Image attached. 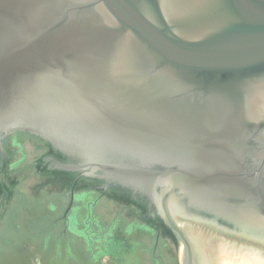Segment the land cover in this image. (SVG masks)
I'll return each instance as SVG.
<instances>
[{
	"label": "water",
	"instance_id": "1",
	"mask_svg": "<svg viewBox=\"0 0 264 264\" xmlns=\"http://www.w3.org/2000/svg\"><path fill=\"white\" fill-rule=\"evenodd\" d=\"M12 133L38 139L11 136L0 212L16 191L40 264H76L46 247L73 183L44 188L52 150L73 185L101 172L135 196L74 197L62 226L88 264H264V0H0Z\"/></svg>",
	"mask_w": 264,
	"mask_h": 264
},
{
	"label": "flooded vegetation",
	"instance_id": "2",
	"mask_svg": "<svg viewBox=\"0 0 264 264\" xmlns=\"http://www.w3.org/2000/svg\"><path fill=\"white\" fill-rule=\"evenodd\" d=\"M20 133H12L9 137L5 138L4 135L0 134V166L4 167L5 172L8 169V164L11 159L14 158L12 154L6 153V146L9 143L12 135H18ZM22 135V134H21ZM53 151V155H48L43 160V167L48 170L47 172L52 174L53 178L44 185V188L47 190H54V194L58 189L61 188L62 184L67 182V179L71 178L74 181L80 175L79 170H70L64 167L59 166V163H64L65 165L74 166L77 165L76 161H73L67 157H64L61 153ZM57 155H61L63 158L57 159ZM71 185L70 198L67 204V207L62 212L61 216H58V213L54 212L53 222L51 223L53 229L57 222L62 224L66 222L70 211L74 207V197L81 193L93 192L98 193L101 197L104 196H117L123 198H130L135 200V196L130 188H123L115 183L106 181L103 176V173L96 172L89 175H83L78 178L75 185ZM16 191H13V197L6 195L3 199L6 201L5 210L0 212V261L2 264H40L41 256V243H40V231L34 227V224H31V216L27 218V221L31 224L26 231L24 229L23 222L25 219L24 214L20 215L21 210H24V205L20 201L17 202L15 197ZM139 198V197H137ZM73 199V200H72ZM140 199V198H139ZM72 201V202H71ZM50 203L54 207L58 208V203L52 201ZM138 204V203H136ZM144 207L146 209V215L144 216L145 220H150L156 224L158 228L161 226H166L164 219L160 217L153 208H150L148 201L144 200ZM141 205V204H140ZM20 217V218H19ZM23 221V222H22ZM54 223V224H53ZM38 225V224H37ZM65 225L63 227V232L66 233ZM170 230V229H169ZM171 231V230H170ZM172 232V231H171ZM28 235L31 244H26L25 235ZM174 235V234H173ZM175 236V235H174ZM48 251L53 252L57 248L56 244H46ZM72 250L70 246L67 247ZM48 264H55L51 260ZM83 264V263H82ZM104 264V261H103Z\"/></svg>",
	"mask_w": 264,
	"mask_h": 264
},
{
	"label": "trees",
	"instance_id": "3",
	"mask_svg": "<svg viewBox=\"0 0 264 264\" xmlns=\"http://www.w3.org/2000/svg\"><path fill=\"white\" fill-rule=\"evenodd\" d=\"M20 134H22V133H20ZM22 135L28 136V137L30 136L31 138L38 139V138L33 137L31 135H28V134H22ZM137 205L140 206L139 204H137ZM46 226L44 228H46ZM39 230H41V229H39ZM46 231H47L46 234H47L48 238L50 239V241L48 242V244L49 243H51V244H53V243L54 244H57L56 242L58 240L62 244L61 247H63L64 250H66V251H68L70 253V255H71L70 259H72L73 261H75L76 264H82V263L83 264H88L89 263L87 261V258L88 257L87 256H86V258L84 257V252L83 251H80L79 252L78 250H76V244H80V243L77 242L76 239H72V240L70 239L69 242H71L72 246L71 245H68L67 240H68L69 237L67 236V234L65 232H63V226H62V223L60 221L57 222V224L55 225L54 229H53V226L50 225ZM43 232L45 233V231H42L40 233V235ZM44 242L45 241H43V243ZM40 243H41V238H40ZM68 246H70L71 248L73 247V249L72 250L68 249L67 248ZM82 249H83V247H82ZM66 251H64V252L66 253ZM83 259H85V260H83Z\"/></svg>",
	"mask_w": 264,
	"mask_h": 264
}]
</instances>
